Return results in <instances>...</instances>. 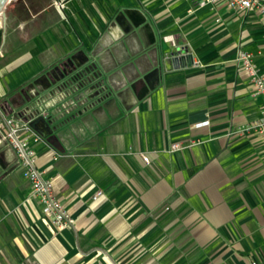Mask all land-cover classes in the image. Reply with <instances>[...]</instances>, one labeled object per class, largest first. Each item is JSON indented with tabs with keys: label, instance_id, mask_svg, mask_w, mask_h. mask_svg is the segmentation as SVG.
<instances>
[{
	"label": "crops",
	"instance_id": "crops-1",
	"mask_svg": "<svg viewBox=\"0 0 264 264\" xmlns=\"http://www.w3.org/2000/svg\"><path fill=\"white\" fill-rule=\"evenodd\" d=\"M199 1L7 3L0 99L31 108L37 167L73 223L51 224L0 147V264H264V141L229 135L261 116L235 58L264 75V18ZM68 64L90 100L37 82Z\"/></svg>",
	"mask_w": 264,
	"mask_h": 264
},
{
	"label": "built area",
	"instance_id": "built-area-1",
	"mask_svg": "<svg viewBox=\"0 0 264 264\" xmlns=\"http://www.w3.org/2000/svg\"><path fill=\"white\" fill-rule=\"evenodd\" d=\"M217 0H201L199 6L211 4ZM225 5L232 10L246 11L250 9L257 10L264 18L263 0H223ZM238 69L249 80L256 96L262 101L260 118L248 123L245 126L235 128L229 135L256 134L264 141V75L260 73L252 53L240 50L235 58ZM91 88H78L71 84L66 91H62V97H68L78 94L80 100H90ZM73 100V98H72ZM72 103H74L72 101ZM75 104V103H74ZM32 115L30 107L23 109L19 114H8L4 109L0 99V147H6L12 151L15 158V165L19 168L21 176L30 186V197L37 200L41 206L42 214L50 218L51 224L57 229L68 228L73 223V218L58 199L54 184L51 178L44 176L45 172L38 169L36 156L30 141L37 143L41 137L34 130L32 120L28 117ZM204 121L196 126L207 125ZM193 143H191L192 145ZM182 148L179 144L172 145L170 150L175 151ZM54 159H56L54 157ZM147 162V157H142ZM101 191H97L92 197L95 200L100 196ZM255 264V263H253Z\"/></svg>",
	"mask_w": 264,
	"mask_h": 264
},
{
	"label": "rangeland",
	"instance_id": "rangeland-1",
	"mask_svg": "<svg viewBox=\"0 0 264 264\" xmlns=\"http://www.w3.org/2000/svg\"><path fill=\"white\" fill-rule=\"evenodd\" d=\"M67 69H69V64L63 65L60 68V70H62L64 75H66V78L63 79L62 81L57 78V76H56V74H54L53 70H49L47 74H44L40 78H38L37 82H39V84L42 87H45V88L50 89L52 91H53V89H61V90L67 89L71 85V82H74V80H75L74 78L70 77L69 74H67L68 73L66 71ZM81 80H83V78H81ZM36 100H37V97L36 98L31 97L29 100L30 106L35 105L37 102ZM0 167H2L1 163H0Z\"/></svg>",
	"mask_w": 264,
	"mask_h": 264
},
{
	"label": "water",
	"instance_id": "water-1",
	"mask_svg": "<svg viewBox=\"0 0 264 264\" xmlns=\"http://www.w3.org/2000/svg\"><path fill=\"white\" fill-rule=\"evenodd\" d=\"M10 0H0V17L4 18V9ZM83 75V73H81Z\"/></svg>",
	"mask_w": 264,
	"mask_h": 264
}]
</instances>
